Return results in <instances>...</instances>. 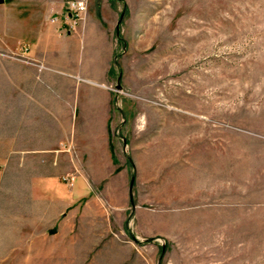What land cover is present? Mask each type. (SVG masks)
<instances>
[{
	"label": "rangeland",
	"instance_id": "obj_1",
	"mask_svg": "<svg viewBox=\"0 0 264 264\" xmlns=\"http://www.w3.org/2000/svg\"><path fill=\"white\" fill-rule=\"evenodd\" d=\"M68 2L0 4V264H264V0ZM91 84L109 166L40 182Z\"/></svg>",
	"mask_w": 264,
	"mask_h": 264
},
{
	"label": "crops",
	"instance_id": "obj_2",
	"mask_svg": "<svg viewBox=\"0 0 264 264\" xmlns=\"http://www.w3.org/2000/svg\"><path fill=\"white\" fill-rule=\"evenodd\" d=\"M97 85H80L74 88L77 92L76 106L79 113L76 116V125L81 126V134L72 142H68L67 149L59 153H49L47 160L39 175L40 182L55 183L58 176L61 175L60 170L108 167L110 159L108 151V122L110 121V101L109 96L103 91H97ZM101 88V87H100ZM74 105V103H72ZM56 150V149H51ZM104 151V153H103ZM54 152V151H52ZM91 181L89 175L82 171L77 175V179L70 194L63 200L67 206H73L80 200L91 196Z\"/></svg>",
	"mask_w": 264,
	"mask_h": 264
},
{
	"label": "built area",
	"instance_id": "obj_3",
	"mask_svg": "<svg viewBox=\"0 0 264 264\" xmlns=\"http://www.w3.org/2000/svg\"><path fill=\"white\" fill-rule=\"evenodd\" d=\"M68 8H69V15L68 19L70 20L69 28H71V31L74 32L77 28L78 22H81L84 20L85 15L87 14V0H69L68 2ZM52 23L57 24L58 19H54ZM74 179H71L69 183H73Z\"/></svg>",
	"mask_w": 264,
	"mask_h": 264
},
{
	"label": "water",
	"instance_id": "obj_4",
	"mask_svg": "<svg viewBox=\"0 0 264 264\" xmlns=\"http://www.w3.org/2000/svg\"><path fill=\"white\" fill-rule=\"evenodd\" d=\"M4 3V0H0V4H3Z\"/></svg>",
	"mask_w": 264,
	"mask_h": 264
}]
</instances>
